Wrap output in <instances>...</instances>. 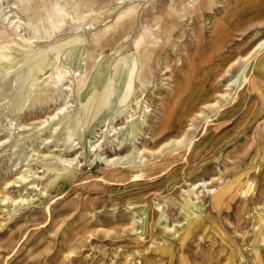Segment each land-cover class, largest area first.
<instances>
[{
	"label": "rangeland",
	"instance_id": "rangeland-1",
	"mask_svg": "<svg viewBox=\"0 0 264 264\" xmlns=\"http://www.w3.org/2000/svg\"><path fill=\"white\" fill-rule=\"evenodd\" d=\"M53 1L64 3L65 15L47 35L43 27L48 22L42 26L28 19L15 3L0 6V19L8 12L10 26L28 40L29 47L34 51L47 48L46 60L64 72L60 90L51 101L22 107L15 115L17 95L30 86L21 82L26 77V60L18 64L13 56L0 59L1 65H10L0 73V264H264V47L244 69V85L236 90L233 103L220 111L205 109L207 118L194 116L242 67L238 62L225 73L230 59L246 55L264 39V0H213V9L202 20L182 16L183 33L178 31L156 55L158 60H152L150 82L132 81L135 99H113L119 83L109 70L102 86L108 85L104 93L110 97L100 123L87 132L74 121L69 131L58 133L53 129L63 113L87 103L93 111L98 109L96 96L89 102L83 100L97 65L112 58V65L118 67L119 60L132 52L124 43L130 44L134 33L122 39L119 32L113 34L109 45H96L93 58L98 64L88 81L78 86L77 78L86 65L82 52L91 46L85 41L87 35L109 23L131 1L137 6V29L145 26V10L150 6L159 15L177 0H99V6H104L101 23L98 19L89 22L96 13H80L79 0ZM184 1V5L195 2ZM237 2L240 22L230 12ZM215 18L223 24L212 33ZM4 33L1 27L0 36ZM62 43L66 44L59 50L50 49ZM80 44L84 51L79 50ZM65 49L78 52V60L64 58ZM50 67L36 84L49 75ZM142 114L147 116L146 125L132 135ZM165 117L182 122L178 132L193 125L187 133L194 136L190 149L181 146L172 152L170 148L156 152L154 142L170 133L160 132ZM42 123H48L42 132L29 139L17 138ZM38 136L49 141L41 143ZM94 144H98L96 150ZM31 145L38 149L30 151ZM142 147L148 151L135 155ZM46 152L74 156L73 175L61 180L55 171L41 168V155ZM128 152V157L138 160L142 155L144 159L131 165L149 164L142 176L133 177L135 169L125 163L102 171L106 168L103 157ZM18 168H30L31 173L25 171L28 174L19 179ZM215 194L221 195L217 202L212 198ZM131 217L136 220L133 225ZM140 217L145 220L142 226Z\"/></svg>",
	"mask_w": 264,
	"mask_h": 264
},
{
	"label": "bare ground",
	"instance_id": "bare-ground-1",
	"mask_svg": "<svg viewBox=\"0 0 264 264\" xmlns=\"http://www.w3.org/2000/svg\"><path fill=\"white\" fill-rule=\"evenodd\" d=\"M3 2L5 3L7 2V4L9 5H14L15 3L20 8L21 12H23V14L27 16L28 19L37 20L40 24H42V26H44L43 23L48 22L49 23L48 26L46 25V27H43L44 35L46 33H49L53 28L54 29L57 28L56 26L58 24L59 19L63 18L65 15V11L63 9L64 3L61 5H57L53 0H0V6L3 4ZM184 2H185L184 0H177L173 5L169 7L168 10H165L162 14H159V15H154L152 12L153 7L150 6V9L145 10V26H139L137 29H135V22L137 21L138 11H137V6L133 4L134 1L133 2L131 1L125 4L124 6H122L121 9L113 15L112 20L109 23H105L103 26L99 27V30H97L96 32L89 33L85 41H88L89 45L91 46L87 47L85 52H82L85 55L84 58L86 60V65H85L84 72H81V75L77 78L78 86L79 85L82 86V84L88 81L90 71L94 68L95 65L98 64L97 61H95L93 58L96 45L100 46V48H103L109 45L110 41L112 40L113 34H117L119 32L118 38L122 39L123 37H125L127 33H134V35H132L130 44L126 42L124 43V45L127 44L128 46L132 48V52L127 53L119 60L118 67H115V65H112V60H113L112 58L111 59L105 58L97 65L95 74L89 80L88 87H87L88 89H86L85 93L83 94V100L89 102V100H93L91 98H94L96 96L95 99H97L98 109L93 111L91 103H87V105L84 108L81 107L80 109L76 111L69 110L63 113L61 118L56 119V122H55L56 127L53 129V132L58 133L62 129L68 130L69 125L71 124V122H74V121H77L79 125L83 128V130L84 128H86L87 132H89L94 126L100 123V121L102 120L103 116L106 113L105 107H106L108 98L110 97L104 93L106 92L105 90L107 89L108 85L105 84L104 86H102L104 79L108 78V76L110 75L109 70H112L113 77L119 83L118 89L116 93L113 95V99L116 101L121 98H127L128 96L130 97L132 96L133 99H135L136 97L135 90L131 86L132 81L136 79L140 85H145L148 82H150L149 76L151 74L152 60H154V63L158 60V59H155L156 55H158L165 49L166 45L170 42V39L173 38L174 35L178 31L180 33H183L182 31L183 25L181 24L180 18L182 16H188V17L192 16L199 20L200 19L202 20L206 14V11L213 9L214 3H215V1L213 0H195V2L191 5H184ZM78 3L80 5V8H79L81 10L80 13L84 12L86 13L87 16H88L87 14L88 12H93L97 14L96 16H90L89 22L98 19V22L101 23L105 20L104 13L101 11L103 10L104 6H99L102 4V2H100L99 0H79ZM113 8L114 7L108 8V10H111ZM239 9H240V5L237 2L235 6L233 7V9H231L230 11V12H234L232 14V17L236 16L239 18L237 20L238 22L241 21L240 20L241 15H240ZM180 11H183L182 15L180 14ZM7 13L5 12V14H3V18L1 17L2 19H0V25L1 27H3L5 31V33L0 36V59L5 58L7 56H13L14 61H16L15 63H18V64H22L26 60L25 61L26 63V71H25L26 75L25 76L26 77H24L23 75L21 78V82H27L30 86L31 84H33L32 87L29 86V88L25 91V93H21V94L19 93L17 95L18 99H16L17 101L15 104V108L13 110V112H16L15 115H17L18 111L22 107L30 108L34 104H46L47 102L51 101L54 95L56 94V92L60 90L59 86L62 81L64 72H63V69H60L56 65L54 66L50 64L49 61L46 60L45 54L48 51L47 48H44L43 50L39 49L37 51H34L31 49V47H29L30 45L28 43V40L25 37H23L19 32H17L15 27L10 26L12 22L11 20L12 18L10 17V19H8ZM229 18H231V16H229ZM222 24H223L222 20L215 18V20L212 22L211 32L214 33L216 31V28H218V26ZM66 43L57 44L55 46L50 47V49L59 50ZM262 47H264V39L258 41L253 46V48L246 53V55H237L230 59V62L227 65V69L225 70V73L228 74L232 66L238 62H242V67L240 68L238 72L230 75L225 80V83L223 84L224 88L222 92L218 93L211 101L203 103L202 105L199 106L194 116L196 117L205 116L207 118V116L204 113L205 109L220 111L224 109L223 107L224 105H227L226 103H229L230 101H232V103L234 102L235 97H236L235 94H237L236 90L241 88V83L243 84V81L245 80V74L243 73L244 69L251 65L253 58H254V53L259 48H262ZM78 48L79 50H83L82 44H80ZM63 55H64V58L68 60L73 59V61H77L78 60L77 56L79 55V53L77 52L75 54H72L71 50L65 49V52L63 53ZM49 65L51 66L49 75L45 76L44 79L41 81V83L36 84L35 80L38 77H40L41 75L47 74L45 69ZM9 66L0 64V73ZM250 71H252V69ZM233 87H234V93L232 92L233 94H231L230 91L233 89ZM220 100H222L224 104H220L219 103ZM61 107H58V108H61ZM54 116H56V114ZM156 117L158 116L156 115ZM146 119H147V116L145 114H142L141 119L136 121L137 125L136 127H134V130L132 131L131 133L132 135H135L137 132L143 131L144 126L146 125ZM181 124L182 122L181 121L177 122V120L174 117L164 118L163 123L161 125L160 132L163 133V132H166V130H170V133L167 134V136L165 137H160V138L158 137L157 141L154 142L155 148L157 147L156 152H160V150L163 148H170V151L172 152V151L178 150L181 146H184L186 150L190 149V147L194 144V136L193 135L188 136L187 133L189 130L193 129L194 127L191 123H189L185 131L178 132V130L181 127ZM47 126H48V123L47 124L42 123L37 127H33V130L29 131L28 133H25L24 131H23L24 133L20 132L21 134H18L17 138L19 136L20 138H23V139H29L31 136L42 132L44 129L47 128ZM5 138L7 140L9 136ZM40 138H41V143H46L49 141V139L46 137L45 138L40 137ZM69 139H70V136L67 137V140H65L66 141L65 149L67 150V152H69L71 148ZM119 143H121V140L118 142V144ZM31 146L32 148L30 149V151H34L38 149V147L36 149V147H34L33 145ZM96 146H98V144L92 145V148L95 149ZM143 151L147 152L148 150L145 147H142L141 149L136 151L135 155H139ZM94 154L97 156L96 153ZM128 154L129 152L124 155H118L112 158L103 157V162L106 168H103L102 171H105L106 169H109L110 167L111 168H113L114 166L116 167L120 163H125L135 169V172L133 173V177L142 176L141 174L143 170L146 169V167L149 166V164L145 163V164H141V165L139 164V165L133 166L131 165L132 163H144L143 162L144 159L142 158V155H141L139 156V159L136 160L137 156L128 157ZM41 157L42 159L40 160V163H41L40 167L44 168L47 171H55L57 178L61 180H65L68 175H73L72 163L74 162V159H75L74 156L67 157V156L55 155L54 153L46 152V154H42ZM114 160H117V161L114 162ZM25 169L24 170L20 169L19 171V168H18L17 173L19 175L17 176H19V179L20 177L24 179L25 175H27L29 172L31 173L30 168H27L28 170H25ZM25 171L26 172L28 171V173H26ZM38 177L39 176H37V178ZM197 185L198 183L194 184L193 186L195 187ZM208 191H211L212 193L214 190H212L211 188H208ZM220 196H221L220 194H215L213 195L212 198L215 202H217ZM18 200L22 201L23 199H18ZM183 212L185 214H188L186 213V211H183ZM139 220H141V226H142L145 220L143 217H140ZM135 222L136 220L133 217H131V225H133ZM191 222L192 220H190V223H188V228L192 225Z\"/></svg>",
	"mask_w": 264,
	"mask_h": 264
}]
</instances>
